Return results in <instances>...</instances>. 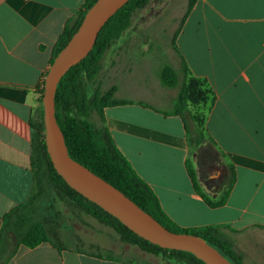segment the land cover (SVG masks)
I'll list each match as a JSON object with an SVG mask.
<instances>
[{"label": "crops", "instance_id": "crops-1", "mask_svg": "<svg viewBox=\"0 0 264 264\" xmlns=\"http://www.w3.org/2000/svg\"><path fill=\"white\" fill-rule=\"evenodd\" d=\"M83 2L0 0V228L3 215L31 193V122L42 110L39 88L57 39ZM174 43L189 76L213 92L203 123L211 141L195 143L187 114H167L175 96L165 92L162 98L140 90L131 103L105 107V124L174 222L220 226L243 264H264V0H195ZM231 168L235 180L225 202L207 205L222 196ZM123 262L58 251L48 242L32 248L15 242L9 254L0 250V264Z\"/></svg>", "mask_w": 264, "mask_h": 264}, {"label": "trees", "instance_id": "trees-1", "mask_svg": "<svg viewBox=\"0 0 264 264\" xmlns=\"http://www.w3.org/2000/svg\"><path fill=\"white\" fill-rule=\"evenodd\" d=\"M95 0H84L76 16L64 26L62 33L54 46L53 57L68 42L76 31L86 10ZM149 0H128L102 26L92 49L77 64L71 66L61 77L54 94V115L63 133L69 155L89 168L96 175L119 189L141 209L149 213L163 226L174 232L191 233L208 240L219 252L232 261L233 264H243L241 256L233 249L230 241L223 237L220 226L205 225L182 227L174 222L162 209L157 195L152 188L135 172L125 156L115 145L108 130L103 109L108 106L131 103L126 99L114 97L115 87L101 91L97 86L89 93V85L94 82L101 70L103 54L119 38L129 26L130 19L136 9L142 8ZM195 0H188L186 10L181 18V24L187 17ZM173 45L174 38L172 40ZM175 48V45H174ZM179 55V51L175 48ZM180 71L184 79L180 84L172 107L167 114L184 117L188 115L194 125L195 143L200 144L204 139L211 141L203 130L205 115L190 112L188 105H208L213 101V92L204 80L189 76L187 65L180 56ZM45 77V76H44ZM162 82L174 86L176 78L169 69L165 70ZM44 79L39 88L41 103L40 117L31 122L32 129V170L33 186L27 200L12 207L6 212L1 221L0 243L5 234H12L17 244L32 248L40 243L48 242L58 251L69 250L86 253L90 256L113 258L109 254L88 252L82 249L68 248L59 241L56 225L39 211L43 184L52 193L57 194L67 203L78 210L96 218L99 222L111 227L122 242L136 245L141 250L151 254H162L168 259H175L187 264H205L192 253L182 250L162 248L138 236L117 218L103 210L96 203L88 200L82 194L68 186L64 179L57 174L46 151L43 122ZM142 105H146L141 103ZM97 117V121L94 120ZM187 127V121H185ZM189 176L196 186L193 170L187 164ZM235 180L234 169L231 168L229 180L222 196L217 201L206 200L207 205L214 207L222 205ZM2 247H0V250ZM123 264H128L123 262Z\"/></svg>", "mask_w": 264, "mask_h": 264}, {"label": "rangeland", "instance_id": "rangeland-1", "mask_svg": "<svg viewBox=\"0 0 264 264\" xmlns=\"http://www.w3.org/2000/svg\"><path fill=\"white\" fill-rule=\"evenodd\" d=\"M187 3L188 0H149L136 9L129 26L103 54L101 70L89 85L88 93L97 86L101 91L115 87L114 97L118 99H135L140 90L155 97L163 98L164 92L166 96H176L183 74L173 53L172 40L180 29ZM167 69L176 78L172 87L162 82ZM207 107L208 103L188 105L190 112L200 116L205 115ZM94 120L97 121V117ZM208 148L209 144L198 151ZM42 190L39 211L53 221L59 241L68 248L109 254L128 264H187L122 242L111 227L73 207L45 184ZM14 244L12 234H5L2 244L5 254L12 251Z\"/></svg>", "mask_w": 264, "mask_h": 264}, {"label": "water", "instance_id": "water-1", "mask_svg": "<svg viewBox=\"0 0 264 264\" xmlns=\"http://www.w3.org/2000/svg\"><path fill=\"white\" fill-rule=\"evenodd\" d=\"M128 0H95L68 42L53 57L44 77L42 105L46 151L64 181L88 200L117 218L128 229L162 248L192 253L205 264H233L201 236L163 226L119 189L72 158L54 115V94L63 74L92 49L105 22Z\"/></svg>", "mask_w": 264, "mask_h": 264}]
</instances>
